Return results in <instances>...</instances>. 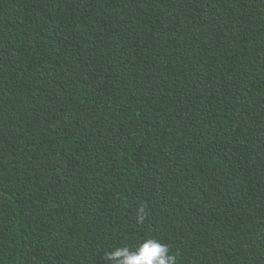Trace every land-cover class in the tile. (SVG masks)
<instances>
[{
	"label": "trees",
	"instance_id": "obj_1",
	"mask_svg": "<svg viewBox=\"0 0 264 264\" xmlns=\"http://www.w3.org/2000/svg\"><path fill=\"white\" fill-rule=\"evenodd\" d=\"M149 238L264 264V0H0V264Z\"/></svg>",
	"mask_w": 264,
	"mask_h": 264
},
{
	"label": "clouds",
	"instance_id": "obj_2",
	"mask_svg": "<svg viewBox=\"0 0 264 264\" xmlns=\"http://www.w3.org/2000/svg\"><path fill=\"white\" fill-rule=\"evenodd\" d=\"M143 219L139 217L140 221ZM107 260L110 264H176V256L170 254L169 247L153 238L145 239L134 249L117 247L107 254Z\"/></svg>",
	"mask_w": 264,
	"mask_h": 264
}]
</instances>
